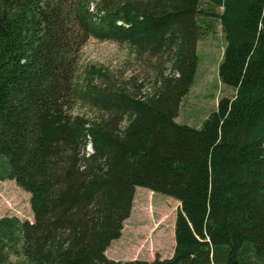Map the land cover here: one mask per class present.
Returning <instances> with one entry per match:
<instances>
[{
    "label": "trees",
    "instance_id": "16d2710c",
    "mask_svg": "<svg viewBox=\"0 0 264 264\" xmlns=\"http://www.w3.org/2000/svg\"><path fill=\"white\" fill-rule=\"evenodd\" d=\"M200 2L0 0V181L33 217L0 219V264H264V0ZM203 17L232 96L195 129L175 118ZM89 39L126 45L151 80L81 69ZM138 187L178 202L173 254L110 260Z\"/></svg>",
    "mask_w": 264,
    "mask_h": 264
},
{
    "label": "rangeland",
    "instance_id": "374dc122",
    "mask_svg": "<svg viewBox=\"0 0 264 264\" xmlns=\"http://www.w3.org/2000/svg\"><path fill=\"white\" fill-rule=\"evenodd\" d=\"M200 5L206 8V0H201ZM213 11L220 13V9ZM198 21L204 26L208 25L209 29L197 42V67L193 83L181 99L175 118L176 124L195 129H199L203 121L215 111L220 99L232 96V91L223 87L218 78L217 71L225 48L219 20L203 17ZM147 63L138 61L126 45L96 39L86 42L79 58L81 69L102 66L122 79L133 78L138 83L151 80L152 69ZM74 112L82 114L84 109L77 106ZM178 207V202L168 196L136 188L130 215L123 222L122 239L118 240L119 237L110 243L109 246L113 247H109L108 256L121 262H152L156 258H168L174 246V221ZM4 217L33 222L29 195L9 180L0 182V219ZM114 245L117 247L114 248ZM10 259L18 260L14 256Z\"/></svg>",
    "mask_w": 264,
    "mask_h": 264
},
{
    "label": "crops",
    "instance_id": "0c3cea01",
    "mask_svg": "<svg viewBox=\"0 0 264 264\" xmlns=\"http://www.w3.org/2000/svg\"><path fill=\"white\" fill-rule=\"evenodd\" d=\"M1 182V181H0ZM122 233H123V230H122ZM122 239V234H121V236H120V238L118 239V240H121ZM113 243V242H112ZM112 246V245H111ZM111 246H109V247H111ZM109 247H108V249L106 250V252H105V256L108 258V259H110V260H114V258H112V257H109L108 256V252H109ZM113 247V246H112ZM117 247V245H114V248H116ZM172 254H173V251L171 252V255L168 257V258H170L171 256H172ZM167 259V258H166ZM114 261H117V260H114ZM129 261H131V260H129Z\"/></svg>",
    "mask_w": 264,
    "mask_h": 264
},
{
    "label": "water",
    "instance_id": "95a60500",
    "mask_svg": "<svg viewBox=\"0 0 264 264\" xmlns=\"http://www.w3.org/2000/svg\"><path fill=\"white\" fill-rule=\"evenodd\" d=\"M89 149H90V151H91V146H89Z\"/></svg>",
    "mask_w": 264,
    "mask_h": 264
}]
</instances>
